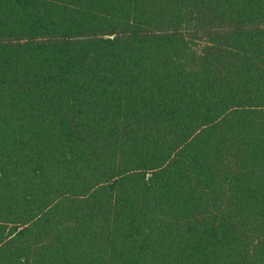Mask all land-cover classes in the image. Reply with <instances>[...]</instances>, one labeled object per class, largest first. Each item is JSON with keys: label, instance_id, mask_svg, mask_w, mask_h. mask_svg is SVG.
Masks as SVG:
<instances>
[{"label": "trees", "instance_id": "obj_1", "mask_svg": "<svg viewBox=\"0 0 264 264\" xmlns=\"http://www.w3.org/2000/svg\"><path fill=\"white\" fill-rule=\"evenodd\" d=\"M0 264H264V0H0Z\"/></svg>", "mask_w": 264, "mask_h": 264}]
</instances>
